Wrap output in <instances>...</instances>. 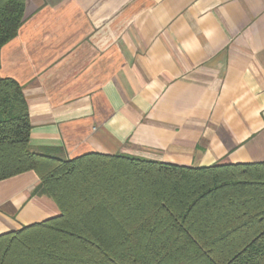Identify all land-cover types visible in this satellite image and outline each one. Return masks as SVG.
<instances>
[{"label": "crops", "instance_id": "0c3cea01", "mask_svg": "<svg viewBox=\"0 0 264 264\" xmlns=\"http://www.w3.org/2000/svg\"><path fill=\"white\" fill-rule=\"evenodd\" d=\"M0 77L22 89L33 150L264 162V0H24ZM38 183L0 182V235L59 215Z\"/></svg>", "mask_w": 264, "mask_h": 264}, {"label": "trees", "instance_id": "16d2710c", "mask_svg": "<svg viewBox=\"0 0 264 264\" xmlns=\"http://www.w3.org/2000/svg\"><path fill=\"white\" fill-rule=\"evenodd\" d=\"M24 0H0V50ZM20 85L0 77V182L32 171L59 215L0 235V264H264V162L180 166L29 145Z\"/></svg>", "mask_w": 264, "mask_h": 264}]
</instances>
